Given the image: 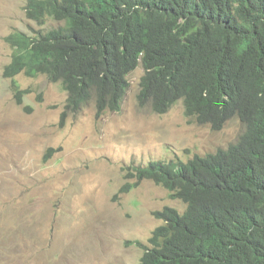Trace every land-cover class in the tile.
<instances>
[{"label":"trees","instance_id":"obj_1","mask_svg":"<svg viewBox=\"0 0 264 264\" xmlns=\"http://www.w3.org/2000/svg\"><path fill=\"white\" fill-rule=\"evenodd\" d=\"M141 2L150 0H136ZM123 3L32 0L36 20L48 15L61 24L37 39L12 35L18 47L10 72L26 68L33 74L57 61L59 69L69 65L67 87L75 99L96 91L102 110L109 101L123 100L125 76L140 64L146 47L142 104L151 102L163 111L185 97L190 114L201 111V120L220 127L238 116L244 124L241 144L226 168L206 158L176 164L165 176L162 170L140 169L161 178L174 192L171 197L187 204L184 213L172 207L157 212L165 224L153 232V247L142 264H219V259L264 264V185L259 187L264 172V0H158L130 8L120 18ZM138 32L143 47L136 41ZM205 236L206 253L187 260L190 245Z\"/></svg>","mask_w":264,"mask_h":264},{"label":"rangeland","instance_id":"obj_2","mask_svg":"<svg viewBox=\"0 0 264 264\" xmlns=\"http://www.w3.org/2000/svg\"><path fill=\"white\" fill-rule=\"evenodd\" d=\"M26 1L0 0V242L25 236L28 226L35 230V218L45 227L28 236L20 260L0 264H139L144 249L137 241L149 245L163 224L153 212L165 206L184 211L185 205L152 181L125 193V168L184 156L186 148L194 153L227 146L243 126L235 119L217 133L189 121L182 101L165 115L141 108V66L129 76L121 111L97 116L91 102L64 128L48 124L51 106L67 97L60 85L22 73L18 86L36 91L18 105L12 100L13 81L2 77L13 53L5 37L16 28L36 26L25 16ZM50 146L58 151L44 161ZM71 238L79 242L76 250Z\"/></svg>","mask_w":264,"mask_h":264},{"label":"clouds","instance_id":"obj_3","mask_svg":"<svg viewBox=\"0 0 264 264\" xmlns=\"http://www.w3.org/2000/svg\"><path fill=\"white\" fill-rule=\"evenodd\" d=\"M31 1L32 0H27L26 1V4L24 6L25 16H26V18L29 21L33 22L36 26L38 25L40 27H39V29H37L36 26L33 27V25H32L30 27V29H31L30 31H26L25 29L16 28L13 31H11L5 37L6 42L13 49V53H12V58H11L10 62L8 64H6L4 66V68H3V70H2V77L4 79H11L13 81V84L15 85V91L13 92L12 100L15 99V101H16V103L18 105L24 104V96L25 95L33 96V94L36 91L35 87L22 89V88H20L18 86V84L16 82V78L18 76H20V74H22V73L25 74L26 77L32 78L33 80H35L37 78H40V77H43V78L45 77V79L50 84H59L60 85L62 90L64 92H66L67 97H66V100L62 104L55 103V104H53L51 106L50 116L45 120V122L46 121H47V123L49 122L48 124L55 125V126L59 125V127H63L64 128L68 118L71 115H78L91 102H94L95 109L97 110V116H99L102 113L105 114V113H112V112L121 111L122 105H123V103H124V101H125V99H126V97L128 95V92H129L130 86H131L130 80H129V76L138 67L141 66L143 68V74L140 77L139 86H138L139 90H138V93H137V100H138L139 106L141 108H150V110L153 111L157 115H165V114H167L169 112V110L177 102L182 101L183 105H184L186 117L189 119V121H193L194 123H196L198 125L210 126L213 131H215L217 133H220V132L225 130V127H227V125L232 120L236 119V120L239 121V123L244 128V124H243L242 120L238 116H235V115L227 118L223 122V125L221 127L220 126H216L213 123V121H211L209 119L201 120L200 117H199V113H201V111H196L194 114H190L188 112V109H187L186 104H185V97H180L170 107H168L166 110H163V111H158L154 107V105H152L151 102H147V103L142 104L139 101V99H141V94H142V91H143L142 80H143L144 75L146 74V69H145L144 65L142 64V62H141V58L144 56V54H145V52L147 50L146 47H144V49H142L140 51V54H139L140 64L137 65V67L135 69H133L131 72H129L125 76V80H126L128 86H127L126 90L124 91L123 100L121 99V101L119 103H114V102L109 101L103 106L102 110H100L98 108L99 107V97L100 96H99V93L96 92V91H94V92L90 91L91 94L88 95L87 98L84 97V98H80V99H75V97H76L75 93L71 92V90L67 87V84H68L69 79H70V69H71L69 67V65H67L66 67H64L62 69H59L58 68V62L59 61H57V62H55L57 65H54V66L52 65L48 70H38V71L34 72L33 74H28L27 71H26V68H24V69H22V70H20V71H18L16 73L10 72L8 67L12 64L15 50L18 47V45H14L12 43V41L10 40V37L12 35H14L15 33H21V34H24L25 36H27V37H29L31 39H37V38H41V36H43V35L49 34L50 30L59 27L60 24H61L59 21H57L53 17H49L48 15H44V17H43V20L45 19V22H43V20L41 22L36 20L35 17L32 15V12L30 10ZM123 2H124L122 4L123 13H122V15H120V18H122L123 15L127 11H129L130 8L133 9V8H135L137 6L143 7V5L144 6H153V5H155L158 2V0H150L149 3L141 2V4L140 3H136V0H128L127 2H126V0H123ZM65 6H67V5H65ZM38 12L42 13V11H40V10H38ZM50 22H52V25H50ZM145 30L147 31V28H145ZM38 36H40V37H38ZM110 38L111 37H109L108 39H110ZM136 41L143 47V42L144 41H143V37L141 36L140 32H138L136 34ZM106 43H107V45L110 44V42L108 40H105V44ZM142 47L136 49V51H138ZM96 48H97V46L94 45L93 49H96ZM110 53L113 54L114 56L116 54L114 52H110ZM81 56H77V57L80 59ZM99 58H102V57H99ZM95 63H97V61H93L92 62V64H91L92 67L95 66ZM82 68H83L84 76H87L88 73H89V65L86 63L84 66H82ZM39 98L40 99L42 98L41 94H40ZM149 101H151V100H149ZM112 104H115V105H112ZM24 109L26 111H29V110H31V107L24 105ZM242 132H243V130H242ZM242 132H241V134H242ZM241 134L233 142L229 143L227 146H224V147L210 148L206 152H200V150L198 149L194 153L189 148H186L184 156L178 155V156H174V157H172L170 159H153V160H150L149 162H147L146 164H141V165H137V166H135V165L128 166L125 169L128 170L126 172V174H127V178H128L127 180L129 182L122 187V190L126 193V192H129L132 189L138 187L144 181H152L155 185H158V186H161V187L167 189L169 191V194H170V197H171V195L174 194V192L168 186L165 185L163 180H160L161 178H157L156 176H154L153 174H150V173H148V174L141 173L140 169L147 168V169H154V170H157V169L158 170H162L164 172V176H165V175H167L168 172L172 171L173 167L176 164H179V163L186 164L190 160H195V159L203 160V159H206V158H210L211 160H213L217 165L221 166L222 169L226 168L228 163L230 162V160L232 158V155L235 154L237 152V150L239 149V147H240ZM57 148H59V147H54V146L48 147L47 151L43 155L44 161L49 160L51 154L53 152H57L58 151ZM219 156H222L223 158L220 159ZM130 173H132L133 175L131 176ZM129 178H131V180L133 182H130ZM259 183H260L259 187H262L264 185V172L259 176ZM171 198H173V197H171ZM173 199H179V200H181L184 203L183 199H181V198H177V197L175 198L174 197ZM184 205H185V210H186L187 204L184 203ZM165 207H172V206H165ZM172 208H176V207H172ZM163 209H158V210H155L153 212L154 216L157 219L163 221V224H161L158 227H156L154 229V231L157 228H159V227H161V226H163L165 224V221L157 215V212L158 211H162ZM176 209L180 213H184V211H185V210L184 211H180L178 208H176ZM35 210H36V207H35ZM35 220H37V222H38L37 228L35 230L30 229V226H28V227H26L27 232H26L25 236L17 237V238H13V237L6 238L5 237V241L0 242V255H2L0 257V260H7V261L16 260V261H18V260H20L23 257L24 249H25V241L28 238V236L31 233L37 232V230L39 232L41 229H43L45 227V225H43L44 222H42L40 219H36L35 218ZM19 228L20 227H16L13 231H15L16 229H19ZM58 235L59 234H57L56 236H58ZM152 236H153V233H152ZM227 236H228V234H227ZM150 238H149V245H144L141 241H139V240L137 241L139 246L143 247L144 253L147 252L149 249H151L153 247V243L151 242ZM71 239H72V241L76 242V246H75V250H76V248L79 246V242L77 240L73 239V238H71ZM56 242H57V238H56ZM27 244H28V242H27ZM206 244H207L206 236L203 237V238H200L198 241H195L194 243H192L190 245V252H189V254L185 255V258L187 260H193L195 258H198L195 255H197L199 251H204L206 253ZM55 245H56V243H55ZM144 253H143L142 257L144 256ZM142 257H141V261H140L139 264H142ZM218 262H219V264H231L232 263V262H230L229 260H226V259H219Z\"/></svg>","mask_w":264,"mask_h":264},{"label":"bare ground","instance_id":"obj_4","mask_svg":"<svg viewBox=\"0 0 264 264\" xmlns=\"http://www.w3.org/2000/svg\"><path fill=\"white\" fill-rule=\"evenodd\" d=\"M203 231V230H202ZM207 232V231H206Z\"/></svg>","mask_w":264,"mask_h":264}]
</instances>
